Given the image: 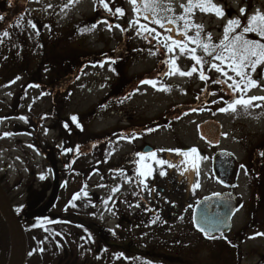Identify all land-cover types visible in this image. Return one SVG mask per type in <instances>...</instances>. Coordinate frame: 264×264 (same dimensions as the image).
I'll return each mask as SVG.
<instances>
[{
    "label": "rangeland",
    "instance_id": "374dc122",
    "mask_svg": "<svg viewBox=\"0 0 264 264\" xmlns=\"http://www.w3.org/2000/svg\"><path fill=\"white\" fill-rule=\"evenodd\" d=\"M125 2L130 21L137 20L138 24L147 25L160 34L153 38L155 33L132 25V32H139L137 43L147 45V49L132 62L130 74H141L156 67L158 45L164 52H168L165 45L172 41L181 42V46L186 44L188 48L195 47L184 35L178 34L183 32L184 22L176 20V17L185 15L181 5L187 0H158L155 12L144 10V0H137L135 10L129 0ZM213 3L222 8L224 18L199 9H194V14L187 16L190 24L203 27L201 41L205 35L211 36L213 44L223 39V28L228 19L239 18L243 26L247 17L257 10L264 13V8H247L243 0H227L228 8L220 0H213ZM254 3L264 6V0H255ZM240 6L246 9L244 17H240ZM168 8L172 10L168 11ZM93 10L94 0L29 1L25 28L27 53H23L21 60L15 63L17 69L11 68L9 72L0 74V106L10 104L13 94L26 79L25 70L29 63L30 69L35 67L34 55L41 52L46 39L75 20L89 16ZM228 11L231 16H228ZM154 16L164 27L151 23ZM169 17L175 23H169ZM196 31L193 27L188 36L192 37ZM239 31L237 29V33ZM115 34L120 35L118 29H115ZM111 38V31L100 30L87 43L98 50L113 48L116 42ZM246 39L260 38L248 34ZM170 54L178 63L191 55L185 52L181 56L179 47H174ZM259 70L253 74V79H259ZM114 74V69L109 66L86 70L71 97L69 112L77 114L92 110L112 90ZM155 82L156 88L142 86L128 102L99 114L91 129L102 132L128 123L155 119L174 111L181 104L194 101L197 92L191 88L194 81L167 78ZM259 84L260 87L240 95H245V98L264 97V79H259ZM157 88L167 91H158ZM30 98H33V93ZM39 105L46 108L48 103L41 101ZM226 107L209 114L192 111L188 116L174 118L175 121L145 140L135 144L122 143L115 150L111 165L124 158H131L132 165L125 167L121 174L107 178L95 176L84 190L79 189L73 179H64L54 206L55 214H60L63 222L57 219L50 226L40 228L33 222L28 226V264H113L117 256L122 257L123 264H235L232 261L233 250L228 249L224 239L201 235L194 229L192 221L194 206L203 198L221 192V184L210 175L212 159L217 152L226 151L237 161H242L247 151L264 136V101H255L247 110L238 106L236 112L220 111ZM207 118L216 119L223 125L224 138L220 149L210 148L198 136L197 126ZM22 130L19 122L1 124L0 184L15 208L25 205L36 208L50 200L54 191V174L49 163L34 148L32 138ZM55 136L52 130L47 133L50 140ZM145 145L158 151L155 160H140ZM191 149H196V153H191ZM156 161L164 163L160 165ZM190 164H193L194 174L189 179L187 167ZM138 172L147 174L138 175ZM116 188L119 191L114 192ZM74 195L79 198L73 200ZM238 205H241L240 200ZM247 220L242 214L238 215L233 230L226 237L231 239ZM259 234H264V228L248 234L242 246V264H259L264 260V235Z\"/></svg>",
    "mask_w": 264,
    "mask_h": 264
},
{
    "label": "trees",
    "instance_id": "16d2710c",
    "mask_svg": "<svg viewBox=\"0 0 264 264\" xmlns=\"http://www.w3.org/2000/svg\"><path fill=\"white\" fill-rule=\"evenodd\" d=\"M29 1L11 0L10 5L9 0H0V16L4 18L0 20V74L9 72L11 68L17 69L15 63L21 60L23 53H27L25 28ZM104 2L108 3L111 12L102 7L100 0H94V10L89 16L75 20L67 28L53 32L46 39L41 52L34 55L35 67L30 69L29 67L32 66L29 63L25 70L26 79L13 94L10 104L0 106V133L3 122H7V125L19 122L22 131L32 138L34 148L49 163L54 174V191L46 204L36 208L26 205L20 208L14 207L17 215L28 216L21 221L26 234L24 264H28L30 256L28 226L32 222L34 226L40 228L50 226L57 222V219L63 222L62 216L55 214L54 206L64 179H73L79 185V189L84 190L95 176L107 178L121 174L128 166V158L111 165L112 156L119 145L129 143V140L133 144L145 140L166 124L175 121L174 111H168L155 119L142 120L130 126H119L102 132L91 129L92 122L99 114L128 102L140 87L149 85L143 81L161 80L160 73L163 69V61L160 60L152 70L141 74H130V65L146 51L147 45L141 46L137 43L139 32H132V21L125 0H104ZM116 8L122 9L125 15H115ZM110 26L111 39L116 45L102 50L89 47L87 43L89 38L100 30H108ZM115 29L119 30V36L115 34ZM5 32L8 33L7 36L3 35ZM156 49L158 54L164 53L160 45L156 46ZM101 65L114 69L112 90L89 112L70 113L71 97L83 74L89 68L101 67ZM230 91L227 86L224 90L212 86L209 91L198 92L195 97L200 98L201 104H204L203 109L212 112L219 107H226V102L230 103L235 98L228 94ZM32 93L33 98H30ZM236 95L238 97L239 93ZM41 101L48 103L46 108L39 105ZM181 107L183 108V106L177 108L178 111ZM21 117L24 119H20ZM73 117L76 118L75 122L72 120ZM46 129L47 133L51 130L56 133L52 140L47 138ZM133 134L137 138L133 139ZM69 149L72 151H68ZM255 151L257 164L255 168L258 174V161L260 165L264 161L262 160L264 136L256 144ZM254 193L244 227L231 239H228L227 235L221 236L228 249L233 250L235 260L233 257L232 261L235 264H242V246L248 234L256 228L264 227V211L260 213L256 206L260 201L264 202V192L259 193L256 188ZM10 257V233L6 219L0 211V264H9ZM121 261V256L114 258L116 264H123ZM259 264H264V260Z\"/></svg>",
    "mask_w": 264,
    "mask_h": 264
},
{
    "label": "snow or ice",
    "instance_id": "6c2138e0",
    "mask_svg": "<svg viewBox=\"0 0 264 264\" xmlns=\"http://www.w3.org/2000/svg\"><path fill=\"white\" fill-rule=\"evenodd\" d=\"M73 2H78V0H73ZM137 0H129V3L134 6L136 5ZM158 0H144V10L147 12L149 10L155 12V4ZM11 5V0H9ZM102 7L111 12L112 9L109 8L108 3H105L104 0H100ZM181 8L184 10L185 15L176 17V20L184 22V30L181 33L186 37L188 43H194L196 47L188 48L187 45L181 46V42L172 41L170 44L165 45L167 51L169 53L173 52L174 47L180 48V55L183 56L185 52L191 53L188 57L192 61H194V66L187 72L181 71L179 67L176 65V60L173 59L169 64V72L165 73V75H180L191 77L193 74H198L199 79L202 81H206L209 79L208 76L204 74V66H208V71H215L220 76H223L225 79L220 80L217 79L214 83L224 85L226 81L230 80L231 83L227 84V88L231 90L228 94L234 96L235 98L229 103H227L226 108H221V112H236L237 107L244 108L245 110L252 107L255 101H264V97H250L245 98V95L241 94L237 97V93H247L253 88L260 87L259 79H264V68L261 66L264 65V43H261V40H264V13H261L257 10L254 14L247 17V22L242 26L241 20L239 18L236 19H228L224 28H223V39L218 44L211 43V36H207L205 41H201L200 35L203 31V27L201 25L190 24L187 19L188 15L194 14V9H199L203 13H214L218 18H224L225 13L220 6H217L213 3V0H187L186 4H182ZM171 11V8L167 9ZM115 15L123 16L125 13L122 9L116 8ZM246 15V9L240 8V17H244ZM3 16H0V20H3ZM169 23H175L172 18H168ZM105 23H107L105 21ZM151 23L157 24L160 27H164L161 23L160 19H157L155 16L153 17ZM131 25L138 26L142 31L148 33H155V29L148 28L147 25L138 24L137 20L131 22ZM35 27V25H32ZM118 27V25L116 26ZM196 28L197 31L194 37H189L188 33L192 28ZM95 28V25H93ZM237 29L240 31L237 33ZM111 31V26L108 29ZM170 31V29H169ZM235 33V34H234ZM248 34H254L259 37V40H250L246 39ZM7 36L8 33L5 32L3 34ZM160 34L155 33V37H158ZM167 39V38H165ZM159 42V41H158ZM199 48L202 52V55L196 54V49ZM154 54V53H153ZM204 57H210L211 60H207ZM211 61H218L219 63H212ZM103 66V65H101ZM196 66H199L197 68ZM227 69L225 71L224 69ZM260 68L261 71L259 73V79H253V74L257 73V69ZM229 72L234 73V76H230ZM239 78L237 80L236 78ZM14 83V81H13ZM145 84L151 85L153 88H156L155 81H143ZM158 91H167L165 88H157ZM215 95V93H212ZM199 99V97H198ZM219 103V101H217ZM261 105H257L260 107ZM195 111V109L193 110ZM187 115V113H186ZM20 119H24L21 117ZM73 122L76 121V118H72ZM79 126V125H78ZM67 127V125H65ZM47 134V129L45 130ZM124 138L123 136L121 137ZM133 139L137 138L133 134ZM129 143L131 140L128 141ZM68 151H72L69 149ZM78 151V149H77ZM196 149H191V153L195 154ZM181 155H188V153H178ZM155 153H149L147 157L141 155L140 160L145 159H153L155 160ZM157 164L162 165L164 161H156ZM146 168L149 166L145 165ZM145 172H138V175H146ZM163 175V173H161ZM41 179H44L42 176ZM142 182V181H141ZM199 185H196L198 187ZM119 191V188L113 190ZM78 195L73 196V200L78 199ZM107 203V202H106ZM264 235V234H259Z\"/></svg>",
    "mask_w": 264,
    "mask_h": 264
},
{
    "label": "flooded vegetation",
    "instance_id": "af4514ba",
    "mask_svg": "<svg viewBox=\"0 0 264 264\" xmlns=\"http://www.w3.org/2000/svg\"><path fill=\"white\" fill-rule=\"evenodd\" d=\"M221 2L224 3L225 8L227 7V0H220ZM244 2L247 3L246 7L247 8H264V6L256 5L254 3L255 0H243ZM244 7V6H240ZM228 16H231L232 13L230 11L227 12ZM195 34L192 33V37H194ZM206 35L202 38V41L206 40ZM261 43H264V40L260 41ZM193 45H195L193 43ZM196 47V46H195ZM196 54L202 55V52L200 51L199 48L196 49ZM171 54L169 52H164L162 54L158 55L157 61H163V69L161 70L160 76L162 77L161 80H165L167 78H175L177 80L180 79H186L187 82L194 81L192 83L191 88L196 89L197 92L201 91H209L212 86L216 87L218 90H224L227 84H230L231 81L228 80L224 85L214 83L217 79L224 80L225 78L223 76H220L218 73L215 71H208V66H204V74L209 77L208 80L202 81L199 79L198 74H193L191 77L187 76H180V75H165V73L169 72V64L172 61ZM207 60H211L210 57H204ZM175 59V58H174ZM176 60V59H175ZM212 63H215V61H211ZM176 65L179 67L181 71H189L193 66H194V61L191 59L184 58L181 60L180 63L176 62ZM199 68V66H196ZM227 71V69H224ZM261 70L258 71L260 73ZM229 74L234 75V73L229 72ZM237 79V78H236ZM239 80V79H237ZM195 94V95H196ZM183 108L178 111L177 107L174 108V117L179 118L183 117L186 115H190V113L195 109V111L198 112H207L206 114H209L211 111L209 109H203L204 104L200 102V98L194 96V101L187 103V104H181ZM187 107V109H185ZM220 108V107H219ZM213 112V111H212ZM192 114V113H191ZM208 119V118H207ZM128 126L131 124L128 123ZM256 145V144H255ZM146 146V145H145ZM145 146L141 151V154L143 155V152L145 151ZM255 147L250 148V150L247 151L246 156L244 160L238 161L236 166L234 168L228 167L226 162L221 160L220 158V151L217 152V155L212 159V166H211V172L210 175L213 176L219 184H221V192L220 194H233L237 197V200L241 201V205H239V211L238 215H243L245 216L246 219H248V209L249 206L252 203L253 196H254V191L257 188L258 192H264V161L263 164L260 165V161H258L259 167H258V174L256 170V156H255ZM264 154V151H262ZM131 157V156H130ZM262 160H264L262 158ZM219 163V165H218ZM132 165V160L131 158H128V166L131 167ZM129 169V168H128ZM242 186H241V185ZM257 184H259L257 186ZM256 187V188H255ZM258 211L261 213L264 211V202L260 201L258 204H256ZM237 215V216H238ZM264 228V227H263ZM263 228H256L253 231H261ZM241 230V228L239 229Z\"/></svg>",
    "mask_w": 264,
    "mask_h": 264
},
{
    "label": "water",
    "instance_id": "95a60500",
    "mask_svg": "<svg viewBox=\"0 0 264 264\" xmlns=\"http://www.w3.org/2000/svg\"><path fill=\"white\" fill-rule=\"evenodd\" d=\"M199 138L213 148L221 146L223 136V126L215 119H208L197 126ZM187 151V150H185ZM152 147L146 146L143 155L156 153ZM228 167H234L236 159L227 154L220 155ZM219 165V163H218ZM0 211L6 219L10 240L11 257L9 264H24L25 259V235L21 226V220L28 216L18 217L14 211L3 186L0 184ZM238 213V203L234 195L215 194L201 200L193 210L192 221L194 229L206 237L219 236L229 233L233 229V221ZM24 245V257L21 258V246Z\"/></svg>",
    "mask_w": 264,
    "mask_h": 264
},
{
    "label": "bare ground",
    "instance_id": "6f19581e",
    "mask_svg": "<svg viewBox=\"0 0 264 264\" xmlns=\"http://www.w3.org/2000/svg\"><path fill=\"white\" fill-rule=\"evenodd\" d=\"M194 174L193 164L188 165L187 167V177L190 179ZM24 257V245L21 246V258Z\"/></svg>",
    "mask_w": 264,
    "mask_h": 264
}]
</instances>
